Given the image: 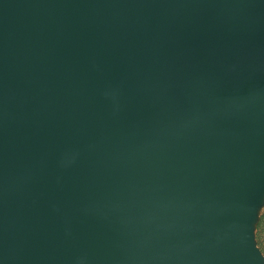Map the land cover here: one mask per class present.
Masks as SVG:
<instances>
[{
	"label": "water",
	"instance_id": "water-1",
	"mask_svg": "<svg viewBox=\"0 0 264 264\" xmlns=\"http://www.w3.org/2000/svg\"><path fill=\"white\" fill-rule=\"evenodd\" d=\"M264 0H0V264H262Z\"/></svg>",
	"mask_w": 264,
	"mask_h": 264
},
{
	"label": "rangeland",
	"instance_id": "rangeland-1",
	"mask_svg": "<svg viewBox=\"0 0 264 264\" xmlns=\"http://www.w3.org/2000/svg\"><path fill=\"white\" fill-rule=\"evenodd\" d=\"M263 201L264 194L259 198L258 203H262ZM253 233L256 245L263 255L262 264H264V202L257 210V216L253 224Z\"/></svg>",
	"mask_w": 264,
	"mask_h": 264
},
{
	"label": "bare ground",
	"instance_id": "bare-ground-1",
	"mask_svg": "<svg viewBox=\"0 0 264 264\" xmlns=\"http://www.w3.org/2000/svg\"><path fill=\"white\" fill-rule=\"evenodd\" d=\"M264 194V185L261 186L260 188H258L257 192H256V199H255V203H258L259 198H261V196Z\"/></svg>",
	"mask_w": 264,
	"mask_h": 264
}]
</instances>
